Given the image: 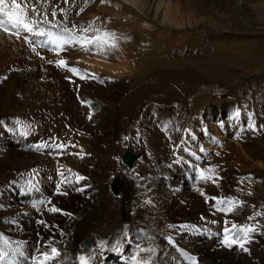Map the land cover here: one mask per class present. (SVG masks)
<instances>
[{
  "label": "bare ground",
  "instance_id": "6f19581e",
  "mask_svg": "<svg viewBox=\"0 0 264 264\" xmlns=\"http://www.w3.org/2000/svg\"><path fill=\"white\" fill-rule=\"evenodd\" d=\"M17 2L22 4L23 13L33 14L40 10L47 15L50 11V13H58L62 19L65 16L68 22L69 20L74 21V26L85 28L88 34L83 40L93 39L95 34L96 42L103 46L110 44L108 54L110 52L113 54L106 57L101 55L99 49L97 56H93L92 60L88 58L83 63L86 68L93 71V74L103 76L102 82L106 83L109 80L125 81L124 77L116 80L129 72V61L125 60L124 55L117 57L123 51L131 52V59L138 60L139 74L137 73L135 78L139 82L144 78L143 76L146 79L151 69L179 66L180 63L176 65L167 59L161 61L162 59L156 58L158 57L156 50L163 51V44H165V40L158 37L159 32H170L173 36H177L195 29L209 35L230 34L239 37L258 32L264 25V0H138L136 8L132 5L134 3L128 0H17ZM6 3L11 7L12 0H6ZM163 12L165 13L162 14ZM0 19L5 20L8 31H21L22 24L14 27L3 13H0ZM32 26L33 36L37 34V37L44 40L47 45L53 46V41L57 39L58 42L67 38L69 41L81 40L73 33L69 35V28H67L66 35H58L59 32L52 34V27L47 23L41 25L39 21H34ZM134 29H140L142 35L149 32V38L146 40V38L137 36ZM184 29L186 32H180ZM39 30H49L50 34L42 36ZM1 32L0 79L4 76L11 78L13 87H22L25 96L30 89L26 88L27 82L33 81L29 71L24 68L28 67L29 60L23 59L18 39L15 40L7 32ZM129 38L133 40L130 42ZM154 38L157 39V42H154L155 45L147 47L150 44L148 41H153ZM37 57L43 58L44 55L37 54L32 57L35 63L36 61L39 63ZM75 64L78 66L79 63ZM19 67H21L20 71ZM76 69L79 70V68ZM22 70L28 72L23 74ZM33 77L37 79L38 84L43 83L40 86L43 92L50 90L51 95L53 93L59 95L58 100L56 99V102L59 101L58 107L54 105L55 103L46 101L42 104L41 94L38 93L34 96L36 98L32 99V103L22 102V105L27 106L19 109L15 106L16 103L13 102L12 96L6 91L2 92L4 89H1L0 93V135L5 133L3 121L17 123V126L27 127L26 131L30 140H35L38 144L50 148L47 159L41 155L13 153L8 146L7 151L0 154V180L8 181L9 185L15 188V191H9L7 198L0 200L2 207L0 257L6 264H77L81 256L89 257L92 264L194 263L191 260L183 261L182 256L184 255H190L199 264H264V248H261L264 245V236H257L258 232L252 236L247 235L245 247L248 251H244L238 244L229 247L223 243L226 235L225 229L229 230L227 234H230L233 239L244 240L245 234L239 229L249 226L257 228L261 222V218L255 217L252 214V208L248 205V200L256 193L252 190L259 184L237 181L233 175L238 172L228 166L223 167L224 176L219 178L218 171L212 168H201L198 171L200 176L195 188L179 183L182 180L187 182L191 180V178L184 179L183 174L178 175V180H173L168 167L160 174L167 175L170 185H165L161 179H158L154 184L143 187L139 184V176L137 179L124 177L122 185L121 177L115 176L119 183V191L118 194L113 192L112 194L115 197L118 196L121 207L119 211L113 212L108 217L111 221L114 220L111 226V222L105 219L107 198L102 195L103 193L89 187L90 185L78 183L81 181L78 180V176H88L89 172L86 170L90 168H87L88 162L84 163L87 159L78 157L77 154L70 155V150V154L67 152L52 153L53 147L58 146L59 143L52 145L50 141L60 139L71 129H86L85 127L88 126L89 132H99L96 134L99 139L92 138L93 134L87 139L88 145L93 144L91 141L94 140L97 143V151L102 154L100 156H105L103 145L99 142L111 139L114 134L111 115L109 114V117H100V115L99 118L97 116L98 119L95 118L88 124L87 118L92 115L89 116L87 109L79 104L70 89L80 88L79 82L74 77L67 78L51 68L34 72ZM120 86L123 90L124 86ZM83 89L85 95L87 87ZM98 92L106 93L103 85L102 88H98ZM106 95H104L106 102H113L114 97L118 98ZM200 105L196 103L193 106L194 113L203 107ZM19 117L22 119H17ZM92 123L95 125L94 129ZM105 125H108V128ZM104 128L106 130L100 132ZM195 135L197 136V133ZM180 136L181 131L174 130L175 138L172 142L179 143L180 140L176 138ZM2 142L3 140H0V143ZM7 145H9L8 141ZM165 149L166 157L170 155L172 157L171 146L167 145ZM88 150L91 153L95 152L94 147L93 150L92 147ZM30 155H34L33 160L30 159ZM240 159L243 158L239 157L238 160L241 161ZM77 160L83 164L80 165ZM72 161H75V164ZM32 162L42 166L44 170H40V166H31ZM245 162L246 160L243 163ZM243 167H246V163ZM35 168L39 169L37 174L30 175ZM18 169L22 176H18ZM201 173L204 174L203 177ZM73 176L76 177L73 183H78L75 187L74 185L68 186ZM55 178L59 181H64L63 179L67 181L65 185L63 184V188L53 187L52 182ZM112 184L111 182L110 188ZM172 187L176 188V193L171 191ZM258 189L261 190L260 186ZM55 190L58 191L56 196L54 195ZM4 194L0 182V197ZM181 203L187 205L185 210L183 206L181 207ZM213 205H218L224 214H217L211 207ZM52 208L60 209V211L53 212ZM4 214L5 216H2ZM225 219L227 222L222 224ZM233 225L236 227L234 228ZM205 230H209L208 237L199 234L200 231ZM87 240L89 243H86ZM53 248L59 252V255L46 259L44 254L51 255ZM21 251L30 253L29 258L21 259Z\"/></svg>",
  "mask_w": 264,
  "mask_h": 264
},
{
  "label": "rangeland",
  "instance_id": "374dc122",
  "mask_svg": "<svg viewBox=\"0 0 264 264\" xmlns=\"http://www.w3.org/2000/svg\"><path fill=\"white\" fill-rule=\"evenodd\" d=\"M128 1L133 2L134 4H131L135 8L137 7L138 0H135V2L134 0ZM50 12L48 15L41 10L33 14L25 12L23 13V22L32 24L34 21H39L41 25L47 23L52 27V34H58L59 32L58 35H66L67 28H69V35L73 33L74 36L80 37L81 40L69 41L67 40L68 38L63 39V41L67 40L69 42L63 44L62 47H58L57 44L59 42L57 39L55 40L57 43L52 46L47 45L44 40H40L37 34L33 36V31L27 32L22 25L20 32L5 31L4 27L0 26L1 34V31L7 32L20 42L21 45L19 46L23 52V59L27 58L29 60L28 67L24 68L29 71L30 78L33 80L27 82L26 88L29 87L30 89L27 91L28 94L26 92L27 95L25 94L24 96L25 91L22 87L17 86L14 88L11 78L1 77L0 93L1 89H4L2 92L6 91L8 95H11L13 102L16 103L15 106L19 109L27 106L22 105V102L26 104L32 103V99L36 98L34 96H37L38 93L41 94L40 102L42 104L46 101L55 103L54 105L58 107L59 101H56L59 95L57 93L51 95L50 90L43 92L44 90L40 87L43 83L39 82L38 84L37 79L33 77L34 72L37 73L39 70L51 68L60 72L62 76L64 75L67 78L74 77L79 82L80 88L75 89L72 87L70 89L79 104L87 109L89 116L92 115L87 118L88 124L93 122L97 116L99 118L100 115V117H109L108 115H111L114 134L111 139L100 140L99 142L102 143L103 150L106 153L105 156L103 155L105 159L100 156L102 155L101 152L97 151V143L94 140L91 141L93 144L88 145L87 139L93 135L92 138L99 139V136L96 137L99 132H89L88 126L85 127L86 129H71L60 139L50 140L52 145H56V143L64 145L63 148L53 147L52 153L67 152L70 154L71 152L70 155L77 154L76 156L87 159L84 163L87 164L88 162L87 168H90L86 170V172H89L87 173L88 176H83L85 179L78 183L90 185L89 187L94 188L101 194L103 193L102 195L107 198L108 206L105 219L111 222L110 225L113 226L114 220L111 221L108 217L113 212L119 211L121 207L118 196L115 197L112 194V185L110 188V183L114 182L115 176L121 177L122 185L124 177L137 179L138 176L140 177L139 184L143 187L154 184L158 179H161L163 184L170 185L167 175L160 174L168 167L173 180H178V175L183 174L184 179L191 178V180L188 182L182 180L179 183L195 188L200 176L198 171L201 168H212V170L218 171L220 173L219 178L224 176L225 170L223 167L228 166L238 172V174L233 175L237 181H243V183L246 181L257 182L259 184L262 191L258 189L259 186L254 188L252 191L257 194L255 193L254 198H251L253 201L251 199L248 200V205L252 208V214L259 219L261 218V222L257 228L249 226L254 228L255 231L248 233V236H252L256 232H258L257 236H264V229H262L264 228V25L258 32L239 37L230 34L209 35L206 32L195 29L188 31L184 35L177 36H173L170 32H159L158 37L165 40L166 45L163 44V51L156 50L158 52V57L156 58L162 59L161 61L167 59V61L176 65L180 63L179 66L174 65L166 69L160 67L151 69L152 71L150 70V74L146 79L143 76L144 78L140 79L141 82H139L135 78L136 74H139L138 60L134 61L131 59V52L123 51L121 52L123 54H118L117 57L124 55L125 60L129 61V72L116 80L124 77L125 81L109 80L106 83L102 82L103 76L96 73L93 74V71L86 68L83 63L86 59L92 60L93 56H97L96 53L99 49L100 53H102L101 55L106 57L109 54H113L111 52L108 54L111 45H104V47L96 42L95 38L97 36L95 34L93 39L83 40L88 34L83 26L78 28V26H74V21L69 20L68 22L65 16L62 19L60 14ZM72 26L75 28H72ZM39 31L42 36L50 34L49 30ZM133 31L137 36L146 38V40L149 38V32H145L142 35L143 33L140 29H134ZM180 32H186V30L184 29V31ZM181 38L183 39L181 40ZM132 40V38H129L130 42ZM148 42L150 44L147 47H153L157 39L154 38L153 41L150 40ZM181 42L184 43L180 44ZM37 54L44 55L43 58L37 57L39 63L37 61L35 63L32 59ZM51 54L53 55L51 56ZM62 60L66 62L65 65L59 64ZM76 62L79 63L78 66L75 64ZM76 68H79V70ZM71 69H76V72L71 71ZM20 70L21 67H19ZM27 70H22L23 74H26ZM64 80L67 81L66 78ZM101 84L106 89V96H117L118 98L114 97L113 102H106L105 94L98 92V88H102ZM131 84L133 85L130 87ZM120 85L124 86L123 90L120 89ZM84 87H87L85 92L88 95L86 93L84 95ZM92 88L93 90H91ZM21 90L23 91L21 92ZM42 94L45 95L42 96ZM98 96L99 98H97ZM196 103L201 104L200 106L205 107V109L203 107L199 108V111L194 113L193 106ZM96 113L99 114L97 115ZM17 119L21 120L22 118L19 117ZM6 122H2L6 130L4 129L5 133L0 135V140H3L0 143V154L5 153L8 146L13 153L41 155L45 156V159L49 157L50 148L46 145L40 147L41 145L35 140H30L26 131L27 127L17 126V123L7 122L8 124H6ZM93 124L92 128L94 129L95 125ZM96 127L98 128L97 125ZM105 127L108 128V125H105ZM177 129L181 131V136L176 138L180 140L179 143L172 142L175 138L174 130ZM103 130L106 129L104 128L100 132ZM196 133L197 136L195 135ZM7 141L9 145H7ZM167 145L171 146L172 157H170L171 155L166 157L165 148ZM89 147H92V150L94 147L95 152L91 153L88 150ZM127 151H131L136 155L141 152L143 155L141 159L137 160L134 168L130 170H128L130 167L122 163V157ZM33 156L30 155L31 160H33ZM239 157L243 158L240 159L243 162L246 160V167H243L245 163H241L238 160ZM78 160L77 162L80 165L81 163L83 164V162ZM72 162L75 164V161ZM35 164L32 162L31 166H40ZM39 168L44 170L42 166ZM18 170V176H22L20 169ZM38 170V168H35L32 173L29 170V174L36 175ZM72 178L68 182V186L74 185L73 187H75L78 183H73L76 177L73 176ZM63 180L59 181L55 178L52 182L53 187L63 188V184L65 185L67 182L65 179ZM0 182L5 192L0 197V200H3L7 198L9 191H15V188L10 186L8 181H4V179L0 180ZM171 191L176 193V188L172 187ZM57 194L58 191L55 190L54 195L56 196ZM183 204L181 203V207L183 206L182 208L185 210L187 205ZM211 207L217 214H224V211L219 209L218 205ZM1 209L2 207L0 206V212H2ZM2 216H5V214ZM224 222H227L226 219L222 224ZM208 231H200L199 234L208 237ZM212 241L214 242V240ZM261 248H264V245ZM27 253L26 251H21L20 258H29L30 253L28 255ZM182 260H187V262L191 260L194 262L193 264H199L190 255L182 256ZM0 263L6 264L3 258L0 259Z\"/></svg>",
  "mask_w": 264,
  "mask_h": 264
},
{
  "label": "snow or ice",
  "instance_id": "6c2138e0",
  "mask_svg": "<svg viewBox=\"0 0 264 264\" xmlns=\"http://www.w3.org/2000/svg\"><path fill=\"white\" fill-rule=\"evenodd\" d=\"M23 11H24V9L22 7V4L18 3L17 0H12L11 7L6 3V0H0V13H3L4 16L7 18V20L13 23L14 27L18 24H22L23 28L27 32H32L33 31L32 24L23 22ZM0 26H4V30L8 31V28L5 25V20L0 19ZM68 42L69 41H67V40L60 41L57 44V46L62 47L63 44H66ZM53 43H56V41H53ZM33 50L35 51V49H33ZM59 64L65 65L66 62L62 60L59 62ZM71 71L76 72V69H71ZM40 147H43V145H41ZM58 147L63 148L64 145L61 144V145H58ZM203 175L204 174L201 173L202 177H203ZM83 179H85V178L82 176H78V180H83ZM219 202L223 203V201H219ZM51 211L58 212V211H60V209L52 208ZM233 227L235 228L236 226L233 225ZM239 231H241L245 234L244 240L233 239L230 234H227V233H229V230L225 229L226 235H225L223 243L229 247H231L233 244H238V246L240 248H242L244 251H248V249L245 247V243L247 242V235H248V233L255 231V229L251 228V227H244V228L239 229ZM44 255H45L46 259H52L55 256H58L59 252L55 248H53L51 250V255L49 253H45ZM0 258H2V257H0ZM79 259H80L81 264H88L87 259L85 257L81 256Z\"/></svg>",
  "mask_w": 264,
  "mask_h": 264
},
{
  "label": "water",
  "instance_id": "95a60500",
  "mask_svg": "<svg viewBox=\"0 0 264 264\" xmlns=\"http://www.w3.org/2000/svg\"><path fill=\"white\" fill-rule=\"evenodd\" d=\"M138 157H139V155L136 156V155L130 153L129 151H127V152L123 155L122 160H123L126 164H128V166H129L130 168H132L133 165H134L135 160H136ZM118 185H119V183H118V181H117L116 178H115V181H114L113 184H112L113 192H114L115 194H118V191H119V190H118ZM86 243H89L88 240L86 241Z\"/></svg>",
  "mask_w": 264,
  "mask_h": 264
}]
</instances>
